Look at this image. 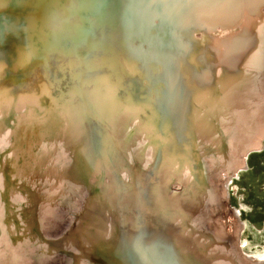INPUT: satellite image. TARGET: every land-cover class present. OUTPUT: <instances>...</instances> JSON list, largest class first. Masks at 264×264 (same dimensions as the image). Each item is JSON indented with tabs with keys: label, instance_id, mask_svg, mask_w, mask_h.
<instances>
[{
	"label": "bare ground",
	"instance_id": "1",
	"mask_svg": "<svg viewBox=\"0 0 264 264\" xmlns=\"http://www.w3.org/2000/svg\"><path fill=\"white\" fill-rule=\"evenodd\" d=\"M39 11L38 17L33 15ZM262 16L264 0H0V156L12 154V132L29 133L32 123L44 120L51 109H72L81 89L83 98L105 95L98 104L104 106L101 118L83 113L94 111L86 102L78 113L86 133L72 132L65 145V117H55L46 134L39 133H44L45 123L31 129L37 144L30 143L21 170L14 171L16 178L8 176L28 194L15 191L8 202L23 208V214L30 206L37 212L35 227L29 222L33 217L27 220L32 245L26 249L11 244L4 239L6 232H0V264H47L46 258L55 256L60 264H246L234 243L235 231H227L231 243L220 250L189 221L205 225L209 210L225 232V214L233 215L227 204L220 212L214 201L222 174L216 144L228 148V135L239 142L258 136L257 125L264 122ZM73 27L77 31L69 34ZM74 39L87 46L75 53ZM90 39L102 47L89 51ZM49 51L54 57L49 58ZM19 54L27 68L15 71ZM172 54L176 58L170 62ZM105 55L110 61H101L99 67L72 66ZM35 77V87L23 88V81ZM14 87H20L16 94ZM22 98L27 99L24 105ZM22 107L32 111L13 118L12 109ZM223 112L233 129L228 134ZM260 134L263 137L264 131ZM86 142L91 153L82 151ZM96 142L102 143L104 154L110 153L107 160L96 157ZM36 155L49 157L55 172L35 169L45 162H38ZM6 163L7 177L9 159ZM24 169L32 172L34 181ZM4 178L0 173V181ZM58 216H65L66 222L55 233Z\"/></svg>",
	"mask_w": 264,
	"mask_h": 264
},
{
	"label": "rangeland",
	"instance_id": "2",
	"mask_svg": "<svg viewBox=\"0 0 264 264\" xmlns=\"http://www.w3.org/2000/svg\"><path fill=\"white\" fill-rule=\"evenodd\" d=\"M262 21H264V16H262ZM235 24L234 23L230 24L228 26V28H231V25L234 26ZM261 24L263 25L264 23L262 22ZM222 33H224V31ZM173 53H175V52H173ZM127 58L129 59L128 56H127ZM174 58H176V57L174 54H172V58H170L171 60H168V61L171 62L174 60ZM122 63L124 64V63H126V61H123ZM160 67H161V65H160ZM108 70L107 69L105 70V72H107L105 74L109 73ZM250 70L251 71H258V69L256 70L254 68H251ZM100 72H104V70L100 71ZM180 80H179V83H180ZM175 83H176V81L174 82V84ZM140 105H142V104H140ZM252 110L254 112V109H252ZM16 116H17V114H15L13 118H15ZM10 117L12 118V114ZM223 119H225V122H226V124L224 125V127H225L224 130L226 129L225 132L227 133V131L228 132L232 131L233 129L228 124L229 123L228 118L224 112H223ZM257 129L259 130L258 136L256 135L254 137H250L249 139L245 140L244 142L236 141V139H234L233 137H230L228 135L227 136L228 148H225L221 144L220 141H217V144H216L217 145L216 147L218 149L217 160H218V162L222 163V169H221L222 174H221V179L218 181V183H219L218 185H219L221 190L219 192H215V193L220 194L223 191V193H225V195H227V202L228 203H226V204H227L229 210L230 211H236L237 210L239 212V216L236 217V219H237L238 223L240 224V232L238 235H236L237 236L236 237L237 242H234V243L238 247L239 255L243 259V262L246 264H264V136L263 137L260 136L261 135L260 133H262L264 131V122L263 123L261 122L260 124H258ZM259 136H260V139H259ZM253 138H255V139L253 140ZM260 142H261V144H260ZM251 144H253V146L245 149V147H247L248 145H251ZM247 150H249V151L247 152L246 156H244V153ZM5 152H6V150L4 151V153ZM47 154H48V152H47ZM239 155H242V159L240 160V162H238L240 159ZM36 158L38 159V162H42L44 160H45V162L42 164V166L34 165L35 169L37 168V170H38L41 167H43L44 169H46L45 172L47 170L49 171V172L47 171L48 174L52 173V171L55 172V168H54L53 164H51L49 162V157L48 158L45 157V159L41 160V155H36ZM6 160H8V159H6ZM243 161H245V162H244L242 168H239L240 164H242ZM237 168H239V169H237ZM3 169L6 172V168H3ZM232 169H233V171H232ZM23 173L28 174L30 181L31 180L34 181L35 176L32 174V172L30 170L24 169ZM229 177H231L230 181H228V183L225 184L226 179H228ZM220 182H222V183H220ZM5 183H6L7 189H9V190L12 189L18 193L19 192L23 193L20 190L21 187H19L18 183H14L12 181H6V180H5ZM145 183H146V181L141 185H144ZM39 187H41V186H39ZM42 187H46V186H42ZM177 187L178 186H176V188ZM176 188H175V190H176ZM44 189L45 188H42V190H44ZM60 191H61V189H59V188L55 189L54 188V192H56L57 195H59L61 193ZM48 194L49 193H47L46 195H48ZM2 195H3V197H5V193H3ZM29 198H31V197H29ZM29 198H28V201H29ZM10 207H12V209H13V207H15V206H10ZM15 209L19 210L16 207H15ZM30 210H32V212L34 211L33 209H31V206H30V207H28L26 212L30 213ZM200 211L202 213H204L203 210H200ZM222 212H223V210H222ZM36 213L37 212L34 211V218H32L30 221L28 220L29 218L24 219L26 222L24 224L18 220V222H19L18 226H19L20 232L19 233H18V231H15V233L12 232V235L14 234V236H15V238H13L15 240L14 241L15 243L17 242L16 240H20V239L23 240V242L20 241L18 246H24V247H26V249H28L32 245V240L30 239V236L28 233L29 232L28 229L30 228V226L28 225V221L30 223L33 222L34 224H36V221H37ZM210 216H211V213H209V210H205V213H204L205 225L202 226V224H195L193 221H189V223H190L189 226L191 228H193V227L195 229L197 228L196 232L199 235H202V236L204 235L205 237L204 236L203 237L206 238V240L209 242L210 246H212L213 248H218L220 250H225L226 246L231 243V240H230L231 233H227V231L229 232V230L231 229V223H229V225H228V221H227L226 224L228 226L224 225L223 223H220V224H223V226H221V227L225 228L224 229L225 232H223L222 230L221 231L219 230L220 227H219L218 223L213 221L212 216L211 217ZM59 217L60 216H58L54 219L56 222L53 223L54 226H53L52 231L55 233H58L59 231L61 232V230L63 229L64 224L66 222L65 216H61V218H59ZM217 218H219V217H217ZM64 219H65V221H64ZM207 220L209 222H207ZM59 221L61 222L60 224L58 223ZM4 222H5V220H4ZM210 222L213 225L210 224ZM1 223H2V221H1ZM208 225H210L211 227ZM30 230L32 231L31 228H30ZM0 232L2 235V233L5 232V230L2 229V231H0ZM201 232H203L204 234H201ZM8 233L10 234L9 230H8ZM19 234L22 236H19ZM206 234H207V237H206ZM208 237H210L212 240H210V238H208ZM148 238H152L151 235H149L147 237V239ZM33 241H34V239H33ZM221 255L222 254H219L218 256L220 257ZM221 257H223V256H221ZM55 258H57V259H55ZM46 260H47V264H49V263H51V264H58L59 263L60 264L61 263L60 259H58V257H56V256L55 257H47ZM220 261H223V260H220Z\"/></svg>",
	"mask_w": 264,
	"mask_h": 264
},
{
	"label": "water",
	"instance_id": "3",
	"mask_svg": "<svg viewBox=\"0 0 264 264\" xmlns=\"http://www.w3.org/2000/svg\"><path fill=\"white\" fill-rule=\"evenodd\" d=\"M68 5H70V4H67V6ZM38 14H40V11L39 12H36V13H34L33 15L34 16H39ZM41 22H43V19H41ZM103 26V25H102ZM48 28L49 29H51V26H48ZM91 28H96L94 25H92L91 26ZM77 31V27H73V28H71V33H69V31H68V29H67V31H64V34H72V33H74V32H76ZM45 32H48V30L46 31L45 30ZM61 32H63V31H60L59 32V34L61 33ZM62 35V34H61ZM53 39H54V41H56V38L55 37H57V35H56V32H53L52 33V36H51ZM68 37V36H67ZM87 42H88V49H89V51H96V49H98L97 47H99L100 48V43L98 42V41H96L95 39H90V40H87ZM74 43H76V44H74ZM71 44H72V46H71V49H73V45H75V47H77L76 48V51H75V53L78 51V47H81V46H87L86 44H83V41H79L78 39H74V40H72L71 41ZM102 47V46H101ZM75 49V48H74ZM103 49V48H102ZM39 50H40V48L37 50L36 49V52L34 51L33 53L34 54H36V55H34V56H36L35 58H37L39 55ZM50 52V51H49ZM32 53V52H31ZM64 53V52H63ZM63 53L61 52V54L63 55ZM74 53V52H73ZM52 53L50 52L49 53V58H51L52 56L54 57V55H51ZM33 56V55H32ZM108 58H110L109 57V55H105V56H100V59L98 60V61H93V62H90V63H87V62H89V60H86V59H84V61H82V62H77V63H72V66L74 67V65L76 64V65H78V66H80V65H85V67H99V65L101 66L102 65V63H101V61L103 62L105 59L107 60V61H110V59H108ZM31 59L30 58H28V63H31L32 61H30ZM47 60H48V57H47ZM105 60V61H106ZM20 61H21V54H19V63L16 65V68H14V70L16 71V70H18L17 69V67H23V68H27V66H23L21 63H20ZM35 61V60H34ZM105 61L103 62V63H105ZM53 62H54V60H53ZM21 64V65H20ZM31 66H32V64H31ZM30 66V67H31ZM131 67H133L134 66V64L133 63H131V65H130ZM187 67H188V65H187ZM77 69L79 70L80 69V67H77ZM159 70H157V72H158ZM163 73H164V71H163ZM4 74H6L5 72L4 73H2V75H3V77H4ZM43 75L45 76V73H43ZM36 79H37V77H35V78H27L25 81H23V88H26V87H35L34 86V81H36ZM73 79H75L76 81H80V79L79 80H77L76 78H73ZM84 79V78H83ZM90 80H93V79H91V78H89ZM177 85L175 86V89H177V88H181V83H179V78L177 79ZM84 83V82H83ZM15 89H14V92H15V94L16 93H18L19 91V89H20V87H14ZM27 88V89H28ZM71 89V88H70ZM178 90V89H177ZM71 93L72 94H75V93H77L76 92V90H74V89H71ZM80 92H81V95L79 96V98L77 99V100H73L74 102H73V104L75 103V105H74V107H72V109H70V107H66V106H64V107H66V108H64V109H60V110H62L60 113H58V112H52V109L50 110V112L48 113V115H47V117L44 119V120H41L39 123H37V125H34L33 123H32V127H31V129L34 131L35 129H36V127H39L38 125H41V123H45L43 126H46V128H44V133H43V131H39V133H42V134H46V130H50L49 129V127H50V125H51V123H52V121L55 119V117H60V116H62V117H65L66 118V120H68V123H67V128L65 129V132H64V138H63V141H64V145H65V142H66V139L72 134V132H74V134L73 135H75V133L76 132H78V130H80L81 131V133H86L85 132V129H84V126H85V120H84V118H83V116H79L78 115V113L79 112H83V110H84V105L86 106V102H88V103H90L94 108H93V110L94 111H91L90 112V110H89V112L88 111H84L83 113H85L86 115H87V117H95V116H99V118L98 119H100L101 118V115H100V111L101 110H103L102 108H104V106L102 107H100L98 104L99 103H103L104 101V97L103 96H105V95H99V94H95V95H89V96H87L86 98H83L82 97V92H83V90L81 89L80 90ZM46 94H47V92H42V96H46ZM67 95L68 96H70V94L69 93H67ZM9 96H11V95H9ZM81 97V98H80ZM112 99L114 100H116L117 98L116 97H112ZM26 101H27V99H24V98H22L21 99V103L20 104H22V105H24L25 103H26ZM48 104V103H47ZM61 104V103H60ZM136 106H135V108H139V105L138 104H135ZM14 106H16V105H14ZM90 106V105H89ZM23 108H25V107H22L20 110H17L16 108H13L12 109V111L13 112H15V114H18V115H21V113L22 112H24L25 111V109L23 110ZM35 109H36V111H41V109L40 108H36V107H34ZM66 109H67V111H66ZM29 111H32V110H26L25 112H29ZM81 112V113H82ZM84 115V114H83ZM69 116H71V120L70 119H68V118H70ZM0 122H1V119H0ZM26 124V122H21V127H23L24 125ZM4 125H6V124H4ZM3 126V125H2ZM42 126V125H41ZM28 127V126H27ZM20 128V126L18 127V128H16L17 130ZM4 129V128H3ZM31 129H29L30 131H29V133L26 131H24L23 132V134L21 135V133H19V132H16V133H14V132H12L10 135H9V146L11 147V149L10 150H12V154H10V155H3L2 156V154H1V156H0V173L2 174V176L4 175L5 176V180L6 181H8L9 180V177L8 176H10L12 179H15L16 177H15V172L14 171H16V167H19L20 169H19V171L21 170V160H22V162H23V159H25L26 157V155H28V151H30L29 150V148H30V145L32 144V146L34 145V144H37V141H34V143H33V141H32V139L34 138L32 135L34 134L33 132H31ZM1 130V129H0ZM20 130V129H19ZM18 130V131H19ZM24 130H25V128H24ZM84 130V131H83ZM41 134V135H42ZM62 136H63V133L61 134ZM82 135V134H81ZM87 137V136H86ZM85 137V138H86ZM108 136L106 135L105 137L103 136V140L105 141V140H108V138H107ZM40 138V137H39ZM75 138V137H74ZM13 139V140H12ZM88 139H89V136H88ZM87 139V140H88ZM25 140V141H24ZM34 140H35V138H34ZM26 141H29L28 143L26 142ZM31 143V144H30ZM97 143V142H96ZM106 143V142H105ZM105 143H103V144H105ZM24 144H26V145H24ZM98 144V143H97ZM260 144H261V142H260ZM89 143L87 144V142H86V147H85V145H84V147H81L82 148V151H84V150H86L84 153H91V152H89V150L91 151V149L90 148H88L89 146ZM19 146H21V147H19ZM100 146H102V143L101 144H98L97 145V150L96 149H94V151H95V154H98L96 157L97 158H99V156H101V155H103V158L104 159H108V155H110V153L109 154H104V152H103V149L102 148H100ZM55 147H56V145H55ZM57 148V147H56ZM126 149V148H125ZM250 149V148H249ZM249 150H247L245 153H244V156H246V154H247V152H248ZM93 152V151H92ZM14 154H15V156H14ZM112 154H114V150L112 151ZM17 155V156H16ZM4 156L6 157H9V158H4ZM14 159V161H13V159ZM6 159H9V163H10V167H11V171H10V175H7V177H6V174L8 173V169H7V166H6V174L4 173V170H3V168H4V166L5 165H7V163L6 162H8V160H6ZM10 160H12V161H10ZM244 162L245 161H243V163L242 164H240V166H239V168H242V166H243V164H244ZM77 164V168H78V170H80L81 169V165H83V162H81V160H80V162L79 163H76ZM239 168H237V169H239ZM236 169V170H237ZM235 170V171H236ZM24 171V170H23ZM52 174H53V171H52ZM14 177V178H13ZM232 177V176H231ZM231 177H229L228 179H226V181H225V184L226 183H228V181H230V179H231ZM2 180V181H0V189H1V193H0V220L2 221V224H1V227L3 226V230H5V232H6V235L4 236V239H6L8 242H10L11 244H15V245H18L19 243H20V241L21 242H23V240L22 239H20V240H16L17 242L15 243L14 241V239L13 238H15V236H14V234L12 235V232L13 233H15V231H18V233L20 232L19 231V226H18V224H19V222H18V220L21 222V223H26L25 222V220L24 219H28V217H33L34 218V212H32V210H30V213H28V212H25V214H22V209L23 208H21V207H19L18 209L20 210V212H17V209H15L14 207H13V209H14V212H13V209H12V207H10L9 206V202H8V200H9V197L10 196H12L14 193H16L14 190H12V189H10V190H7V193L5 192L6 191V186H5V183H4V181L5 180ZM42 179H46V180H48L47 179V177L46 176H44ZM22 181V180H21ZM40 183V182H39ZM10 184V183H9ZM26 189V188H25ZM20 189L22 192H24V191H26V193L28 194V190L26 189ZM2 193H5V197H3V195H2ZM8 198V199H7ZM216 200H214L215 201V204H216V206L218 207V209L220 210V212H222V210H223V212L225 211V209H224V204H226V203H228L227 202V195H225V197H223L222 196V194H219V195H217L216 196V198H215ZM16 206H17V204H16ZM231 212H233V215H236V217H238L239 216V212L236 210V211H231ZM226 215V217H228L229 218V223H231L232 225H231V229H232V231L234 232L235 231V234L236 235H238L237 234V229L235 228V224L233 223V220H232V213L230 214V212L229 213H226L225 214ZM26 217V218H25ZM235 217V216H234ZM4 220H5V222H4ZM30 226H34L35 227V224L32 222L31 223V225ZM0 227V228H1ZM21 228V227H20ZM2 229V228H1ZM8 230H9V232H10V234L8 233ZM14 236V237H13ZM19 236H22V235H20L19 234ZM76 240V239H75ZM86 256V255H85ZM90 256V253L86 256V257H89ZM86 257H84V258H86Z\"/></svg>",
	"mask_w": 264,
	"mask_h": 264
}]
</instances>
